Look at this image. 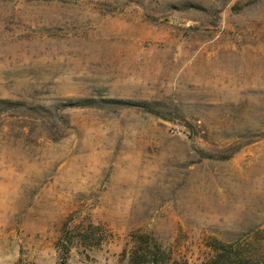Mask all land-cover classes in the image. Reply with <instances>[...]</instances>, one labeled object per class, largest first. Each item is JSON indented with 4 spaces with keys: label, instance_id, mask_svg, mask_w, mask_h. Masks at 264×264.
<instances>
[{
    "label": "rangeland",
    "instance_id": "rangeland-1",
    "mask_svg": "<svg viewBox=\"0 0 264 264\" xmlns=\"http://www.w3.org/2000/svg\"><path fill=\"white\" fill-rule=\"evenodd\" d=\"M248 1L0 0V264H264Z\"/></svg>",
    "mask_w": 264,
    "mask_h": 264
},
{
    "label": "trees",
    "instance_id": "trees-1",
    "mask_svg": "<svg viewBox=\"0 0 264 264\" xmlns=\"http://www.w3.org/2000/svg\"><path fill=\"white\" fill-rule=\"evenodd\" d=\"M27 1H38V0H27ZM44 1H52V0H44ZM255 0H249L247 3L244 4H236L232 7L233 10H235L236 12H240L242 11L245 7H247L248 5L252 4ZM217 19H220L219 16H216ZM110 105H114V106H120L123 108H127V109H137L139 111H143L149 114H152L158 118H161L165 121L168 122H174L173 119L170 118V116L168 114H165L161 111H158L154 108H152L150 106V104L145 103V102H138V101H109L107 102ZM0 105H3V108H0V116L3 113H6L7 111H12V110H20L23 108V106L19 103H13V102H9V101H0ZM2 107V106H1ZM71 107H78L76 105H72ZM37 110V109H36ZM238 149H235L234 151H232L229 155H225V154H214V153H206L204 151H201V155L203 158L205 159H216V160H229L231 159L236 153H237Z\"/></svg>",
    "mask_w": 264,
    "mask_h": 264
}]
</instances>
